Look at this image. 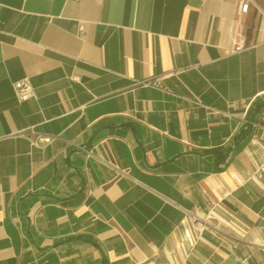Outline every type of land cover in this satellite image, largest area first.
I'll return each mask as SVG.
<instances>
[{
  "label": "crops",
  "instance_id": "crops-1",
  "mask_svg": "<svg viewBox=\"0 0 264 264\" xmlns=\"http://www.w3.org/2000/svg\"><path fill=\"white\" fill-rule=\"evenodd\" d=\"M249 2L0 0V264H264ZM29 129L57 139L8 137ZM207 214L223 234L190 228Z\"/></svg>",
  "mask_w": 264,
  "mask_h": 264
},
{
  "label": "built area",
  "instance_id": "built-area-1",
  "mask_svg": "<svg viewBox=\"0 0 264 264\" xmlns=\"http://www.w3.org/2000/svg\"><path fill=\"white\" fill-rule=\"evenodd\" d=\"M250 8V2L249 0H238V9L237 13L239 15H245L247 14L248 10ZM83 28H79V33H82ZM142 87H151V88H156L159 89L161 88V83L157 79L153 80H144L138 83ZM13 90L15 94V98L18 102H25L29 99H35V91L32 85L30 84L29 80L27 78H24L13 85ZM10 138L12 137H19L27 140L30 145L34 148H44L45 146L51 144L53 141H55L57 138L52 137V136H44L42 134H39L35 132L32 129L29 130H24L17 132L15 134H12L8 136ZM81 149V148H79ZM83 150V149H82ZM88 154H91L88 152ZM103 162V161H102ZM105 163V162H103ZM111 167L110 165H108ZM115 172L119 174H123L120 170L117 168L111 167ZM251 179L260 181L264 179V154L261 155V160L257 163L255 169L253 170L251 174ZM191 217V222H190V228L194 231H196L198 234H202L203 232L206 231H211L216 234H223L220 225L218 223L213 224L212 220L213 216L211 214H207L206 218L200 222V226H198V221L195 219L192 215Z\"/></svg>",
  "mask_w": 264,
  "mask_h": 264
}]
</instances>
